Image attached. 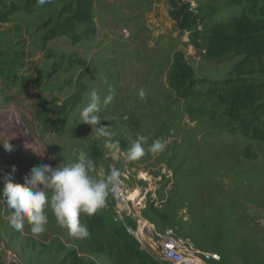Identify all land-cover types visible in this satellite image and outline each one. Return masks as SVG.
<instances>
[{
  "label": "rangeland",
  "instance_id": "obj_1",
  "mask_svg": "<svg viewBox=\"0 0 264 264\" xmlns=\"http://www.w3.org/2000/svg\"><path fill=\"white\" fill-rule=\"evenodd\" d=\"M25 1L4 0L21 10L0 27V143L10 138L14 149L6 152L0 144V172L15 165L13 182L23 184L33 167L74 163L84 152L96 164L90 172L96 179L111 167L128 170L125 188L143 202L136 216L123 215V220L138 233L139 248L157 263L165 264L159 259V242L171 230L199 254L220 257L219 262L197 264H264V143L229 132L228 104L208 84L235 77L243 58L217 63L195 51L189 33L169 16L170 0H89L91 23L72 31L78 42L61 36L45 44L43 24L55 23L72 0L37 3L29 11L23 10ZM180 1L199 19L214 23L239 15L246 0ZM256 2L264 9V0ZM177 55L191 67L192 79L208 82L176 92L171 79ZM241 73L264 81V58ZM142 89L144 99L139 97ZM92 90L102 100L113 95L98 115L116 133L119 153L109 155L104 140L80 119ZM74 93L80 95L79 104L64 107ZM256 99L255 105L264 102V90ZM140 136H151L143 144L146 154L129 161L126 151ZM156 139L167 147L153 155L148 149ZM3 186L0 177V190ZM112 206L108 195L96 213L103 219L96 246L105 252L92 255L89 235L71 236L51 208L46 210V232L36 237L27 222L22 232L11 228L6 219L11 210L0 204V238L11 235L2 242L0 264H61L68 254L84 264H139L124 255L114 233L122 228L113 221ZM80 220L86 224L83 214Z\"/></svg>",
  "mask_w": 264,
  "mask_h": 264
},
{
  "label": "trees",
  "instance_id": "obj_2",
  "mask_svg": "<svg viewBox=\"0 0 264 264\" xmlns=\"http://www.w3.org/2000/svg\"><path fill=\"white\" fill-rule=\"evenodd\" d=\"M37 0H26L23 10H32ZM242 11L237 16L230 17L224 22L207 23L199 19L189 10V5L180 0H170L169 16L181 31L189 33L190 44L197 52H204L203 56L212 62L242 57L236 66L238 74L221 82H208L205 79L194 80L191 67L181 55L174 61L175 73L171 79V87L178 93H186L195 85L208 84L214 92H219L221 100L228 104L226 112L230 133H238L243 137L264 143V102L255 105L256 93L264 90V81L253 77L252 74H242L241 71L252 61L264 58V9L257 6L256 0H246ZM0 27L9 18L19 12L15 4L4 5L0 0ZM68 15L65 19L62 16ZM259 16V17H258ZM91 23V2L89 0H72L70 5L63 6L55 23L47 21L43 24L46 30L43 43H47L61 36H71L78 42L79 36L73 35L75 25H89ZM64 107H74L80 102L78 93L72 94L64 101ZM60 125H63L61 122ZM96 158V155L93 156ZM89 230L87 251L89 254H103V247L97 245V231L103 227V219L97 214L92 217L84 215ZM115 235L122 241V248L126 258L135 259L139 264H159L150 258L132 237L122 229H115ZM61 264H84L74 254H68ZM86 264H95L88 262Z\"/></svg>",
  "mask_w": 264,
  "mask_h": 264
},
{
  "label": "clouds",
  "instance_id": "obj_3",
  "mask_svg": "<svg viewBox=\"0 0 264 264\" xmlns=\"http://www.w3.org/2000/svg\"><path fill=\"white\" fill-rule=\"evenodd\" d=\"M50 2L51 0H37L39 5ZM146 96L147 92L140 90L139 97L144 99ZM112 99L113 95L110 94L102 100L98 92L92 90L88 103L80 112L82 123L89 125L97 138L104 140L103 146L109 155L121 151L120 142L114 139L115 132L109 131L108 126L101 124L98 114L102 104L107 105ZM9 139L0 143L6 152L14 150L8 142ZM149 139L151 136L138 137L126 151L127 159L137 161L144 157L146 153L143 144ZM166 147V141L156 139L148 150L157 155L164 152ZM95 168L94 160L86 153L80 152L74 163H62L58 167H51L48 164L33 167L25 176L23 184L13 182L17 171L15 165L11 166L8 173L0 172L4 185L0 190V204L11 210L6 217L9 226L17 232H22L27 222L31 234L39 237L46 232L48 224L46 210L51 208L61 228L67 229L75 238H86L89 230L86 224L81 223V215L88 217L95 215L106 206L109 193L117 191L120 186V170L113 168L104 178L96 179L90 175Z\"/></svg>",
  "mask_w": 264,
  "mask_h": 264
},
{
  "label": "built area",
  "instance_id": "obj_4",
  "mask_svg": "<svg viewBox=\"0 0 264 264\" xmlns=\"http://www.w3.org/2000/svg\"><path fill=\"white\" fill-rule=\"evenodd\" d=\"M113 167L110 168L112 170ZM121 171L120 186L115 192L109 193L110 201L113 203L111 211L113 221L117 223L129 236L140 242L138 233L127 227L123 220V215L127 217L136 216L139 208H142L143 199L137 197L135 200L130 199L129 191L125 188V181L128 179L129 172L126 168ZM105 210H108L107 208ZM159 242V259L165 264H197L198 262H219L220 257L215 253L199 254L193 243L185 242L176 237L171 230L165 231L160 237ZM12 259L16 260L14 256ZM9 260L6 264H11Z\"/></svg>",
  "mask_w": 264,
  "mask_h": 264
},
{
  "label": "crops",
  "instance_id": "obj_5",
  "mask_svg": "<svg viewBox=\"0 0 264 264\" xmlns=\"http://www.w3.org/2000/svg\"><path fill=\"white\" fill-rule=\"evenodd\" d=\"M0 222H1V221H0ZM7 234H8V233L2 235V238H0V239H2L3 241H0V243H2V242H4V241L8 240L7 238H9V237H10V239H11V235H10V234L7 235ZM4 243H5V242H4ZM4 243L0 244V254L2 253L3 249H5ZM92 255H98V254H92Z\"/></svg>",
  "mask_w": 264,
  "mask_h": 264
},
{
  "label": "bare ground",
  "instance_id": "obj_6",
  "mask_svg": "<svg viewBox=\"0 0 264 264\" xmlns=\"http://www.w3.org/2000/svg\"><path fill=\"white\" fill-rule=\"evenodd\" d=\"M23 143H28V141H25V142H23ZM136 192V191H135ZM135 192H131L132 194H131V196H130V199H132V200H135L136 198H137V195H138V193L136 194Z\"/></svg>",
  "mask_w": 264,
  "mask_h": 264
}]
</instances>
